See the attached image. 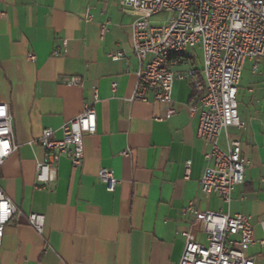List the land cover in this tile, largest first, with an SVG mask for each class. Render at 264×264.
<instances>
[{"label": "crops", "instance_id": "1", "mask_svg": "<svg viewBox=\"0 0 264 264\" xmlns=\"http://www.w3.org/2000/svg\"><path fill=\"white\" fill-rule=\"evenodd\" d=\"M121 2L0 0V104L9 108L16 147L0 168V190L18 210L4 227L0 264H178L191 202L199 212L249 216L255 243L246 255L264 264V58L244 63L237 87L244 129L219 138L223 149L239 142L247 162L227 208L199 191L208 146L196 135L191 84L175 81L170 104L151 94L131 101L138 70L131 25L139 14ZM115 52L124 58L109 60ZM192 59L196 66L194 52ZM71 78L80 86H69ZM93 90L97 129L82 138L81 166L62 158L55 181L41 189L42 130L60 139L61 127L93 103ZM101 168L119 181L113 192L98 178ZM29 214L44 217L41 235Z\"/></svg>", "mask_w": 264, "mask_h": 264}, {"label": "built area", "instance_id": "2", "mask_svg": "<svg viewBox=\"0 0 264 264\" xmlns=\"http://www.w3.org/2000/svg\"><path fill=\"white\" fill-rule=\"evenodd\" d=\"M121 6L139 14L131 25L132 50L138 62L136 86L131 97L147 101L171 103L175 81L189 82L195 93L193 111L199 112L197 138L208 146L205 166L199 183L203 195H216L228 208L235 188L243 183L246 160L240 144L227 140L223 149L219 138L230 127H245L238 115L237 87L244 63L264 58V0H122ZM164 15L163 22L152 19ZM89 14L85 19L89 20ZM106 31L104 27L102 33ZM201 51L202 65L193 64V52ZM113 62L124 58L123 52L108 55ZM27 60L33 62L34 55ZM69 86H80L71 78ZM112 89H115L113 84ZM94 101L85 104L80 114L60 129L61 138L54 131L44 129L38 145L43 158L35 166V181L45 189L56 179L57 165L67 159L72 168L83 161L82 138L96 132L97 91ZM173 114L168 111L167 117ZM12 118L9 108L0 104V168L15 151ZM188 164L185 172H188ZM98 178L108 192L119 181L113 173L101 168ZM18 214L17 208L0 190V244L4 227ZM191 218L189 229L182 232L183 251L178 264H254L246 250L255 243L250 217L244 214L199 212L193 202L183 210V217ZM27 224L41 235L44 217L29 214ZM202 234L198 240L194 231ZM264 246V241L260 242Z\"/></svg>", "mask_w": 264, "mask_h": 264}, {"label": "rangeland", "instance_id": "3", "mask_svg": "<svg viewBox=\"0 0 264 264\" xmlns=\"http://www.w3.org/2000/svg\"><path fill=\"white\" fill-rule=\"evenodd\" d=\"M165 20V16L164 15H159L157 17H154L152 19L153 22H163ZM194 55H195V65L197 68H200L201 65H202V62H201V51L198 47H196L194 49ZM260 59V58H258ZM202 241V239H201Z\"/></svg>", "mask_w": 264, "mask_h": 264}]
</instances>
